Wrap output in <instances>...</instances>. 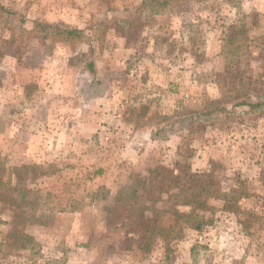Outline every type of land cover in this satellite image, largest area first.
I'll return each instance as SVG.
<instances>
[{"label": "rangeland", "instance_id": "rangeland-1", "mask_svg": "<svg viewBox=\"0 0 264 264\" xmlns=\"http://www.w3.org/2000/svg\"><path fill=\"white\" fill-rule=\"evenodd\" d=\"M143 1L0 0V264H264V0Z\"/></svg>", "mask_w": 264, "mask_h": 264}, {"label": "trees", "instance_id": "trees-1", "mask_svg": "<svg viewBox=\"0 0 264 264\" xmlns=\"http://www.w3.org/2000/svg\"><path fill=\"white\" fill-rule=\"evenodd\" d=\"M172 1L174 0H144L143 1V7H147L149 9H153V12H156L158 8L165 9L166 7L170 6ZM9 9H6L4 7L0 6V15H4L9 13ZM27 32L29 35L32 34H38L39 37L42 38H63L65 40H76L83 38V31L76 29V28H64L61 26H58L56 24H47L43 22H34L33 23V28L29 31L24 30ZM90 70L91 72H94V67L93 65H90ZM264 104L261 103H250L246 100L240 101L237 106H248L250 108H256L263 106ZM1 182H0V187H1ZM227 197V196H226ZM196 229H200L201 225H196ZM27 240H32V238L27 237Z\"/></svg>", "mask_w": 264, "mask_h": 264}]
</instances>
